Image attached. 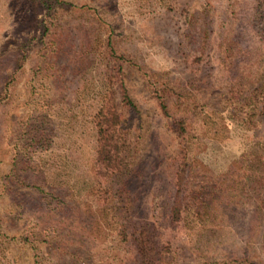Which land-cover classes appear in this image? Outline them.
Returning a JSON list of instances; mask_svg holds the SVG:
<instances>
[{
	"label": "rangeland",
	"instance_id": "374dc122",
	"mask_svg": "<svg viewBox=\"0 0 264 264\" xmlns=\"http://www.w3.org/2000/svg\"><path fill=\"white\" fill-rule=\"evenodd\" d=\"M255 1L0 0V264L134 258L116 236V181L106 193L93 182L87 119L113 59L79 66L77 55L96 37L122 55L135 105L124 112L132 220L174 264H264V21L252 16ZM184 145L183 209L171 221Z\"/></svg>",
	"mask_w": 264,
	"mask_h": 264
},
{
	"label": "trees",
	"instance_id": "16d2710c",
	"mask_svg": "<svg viewBox=\"0 0 264 264\" xmlns=\"http://www.w3.org/2000/svg\"><path fill=\"white\" fill-rule=\"evenodd\" d=\"M33 1L28 0V2ZM83 6L86 7L88 5L83 4ZM80 7L82 8V6ZM252 7L253 18L258 22L260 20L264 21V19L262 20L264 17V0H256ZM91 10L93 11L92 15L94 18V15H97L96 9L92 7ZM78 53L77 65L79 66L85 65L83 62L89 59V56L91 57L90 62L99 57L101 59L105 57L113 59L108 72L99 73L101 78L98 79V82H95L97 88L95 92L93 91V99L95 102L91 103L93 109L90 106L92 110L88 114L87 122H89L94 140L92 148V170L95 175H93L95 180L93 182L103 184L105 187L103 192L106 193L108 188L113 189L112 182L116 181L117 190L114 193L116 206L113 205L112 211L115 212L113 216H115L114 220L120 219L121 216L124 219L123 223L119 222V230L116 236L119 238V241L122 240L128 243L130 247L129 255L130 257H134L130 260V264H174L176 256L172 253L171 249L163 243H158L153 248V242L147 237L146 229L132 220L133 200H131L129 188L125 186L123 180V177L128 173V163L126 161L127 120L124 112L135 111V105L128 96L121 79L120 71L122 66L118 60L122 59V55L116 54L109 37L106 39L96 37L92 42H83ZM83 81L90 83L92 79L88 78ZM263 89L264 87H261L256 96L261 98L264 93ZM5 90L6 86H3L2 92H5ZM2 92H0V101L5 97V93ZM262 101L260 109L264 108ZM159 103L160 107L164 109V104L162 102ZM176 122L178 133L183 132L182 119H178ZM261 144L264 146V140L261 141ZM187 151V146L185 147L184 145V148L179 152L182 153L181 159L175 168L174 180L176 182V188L169 210V218L171 221H176L183 209L182 198L180 196L183 190L182 182L185 167L188 166ZM258 161H261V159ZM257 164L259 163L257 162ZM108 179H111L110 185L106 183ZM59 249H63V247L60 246Z\"/></svg>",
	"mask_w": 264,
	"mask_h": 264
}]
</instances>
